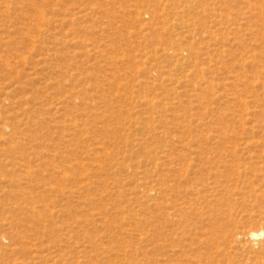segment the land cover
Returning a JSON list of instances; mask_svg holds the SVG:
<instances>
[{
    "label": "rangeland",
    "instance_id": "1",
    "mask_svg": "<svg viewBox=\"0 0 264 264\" xmlns=\"http://www.w3.org/2000/svg\"><path fill=\"white\" fill-rule=\"evenodd\" d=\"M0 264H264V0H0Z\"/></svg>",
    "mask_w": 264,
    "mask_h": 264
},
{
    "label": "bare ground",
    "instance_id": "2",
    "mask_svg": "<svg viewBox=\"0 0 264 264\" xmlns=\"http://www.w3.org/2000/svg\"><path fill=\"white\" fill-rule=\"evenodd\" d=\"M250 234H251L250 236H253V237H255V236H257V235H260L261 233H255V232H251Z\"/></svg>",
    "mask_w": 264,
    "mask_h": 264
}]
</instances>
